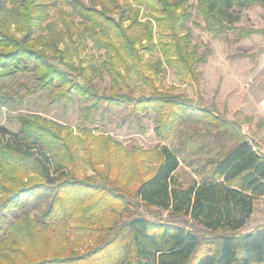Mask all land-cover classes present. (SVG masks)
<instances>
[{
  "label": "trees",
  "instance_id": "obj_1",
  "mask_svg": "<svg viewBox=\"0 0 264 264\" xmlns=\"http://www.w3.org/2000/svg\"><path fill=\"white\" fill-rule=\"evenodd\" d=\"M130 1L144 8L147 20L137 21L139 9L129 1L126 11L118 0H109L111 8L66 1L71 15L89 24L93 43L106 50L101 64L113 76L112 86L107 94H98L92 83L95 75H101L99 68L79 60L77 66L64 62L65 71L48 62L46 50L52 44L34 32L52 17L50 0H0V77L28 71L20 62L32 60L31 75L40 87L53 86L64 107L74 93L91 100L87 112L93 116L99 104L117 102L120 79L132 72L148 95L133 100L131 110L154 113L153 131L160 140L179 133L173 148L156 146L157 164L148 175L141 170V162H136L139 149L125 152L129 172L118 185L117 174L113 180L109 177L111 159L105 162L107 170H99L92 157L86 158L98 180L76 176L69 127L45 120L39 124L28 117L21 119L17 132L0 125V210L8 208L17 194L30 191L24 167L43 184L55 185L38 219L22 212L6 228L0 227V264H264V228L240 231L255 200L264 196V154L254 149L235 122L195 107L160 86L162 65L197 84L196 65L209 54L195 58L187 50L183 34L191 16L187 0ZM235 4L259 5L264 10V0H198V10L215 35L229 30L237 31L238 40L264 35L263 29L232 24L230 10ZM111 9L118 12V19ZM69 18L62 19L65 27L72 22ZM128 20L124 26L122 22ZM151 21L159 38L155 44ZM68 46L74 43L66 46L65 55ZM77 46L73 47L75 53ZM153 52L157 55L151 61ZM74 72L83 84L72 79ZM197 124L202 125L201 130L193 128ZM60 128L65 129L64 135ZM89 134L83 130L79 142L91 150ZM101 143L108 157L111 152ZM182 163L198 173L200 180L185 186L177 182L175 172ZM117 166L122 169L123 165ZM131 178L133 185L128 190ZM140 205L163 210L170 220L157 222L139 216L135 209ZM73 215L74 223L62 230L60 223ZM180 217L191 219L203 233L174 221ZM217 231L223 233L210 236Z\"/></svg>",
  "mask_w": 264,
  "mask_h": 264
},
{
  "label": "rangeland",
  "instance_id": "obj_2",
  "mask_svg": "<svg viewBox=\"0 0 264 264\" xmlns=\"http://www.w3.org/2000/svg\"><path fill=\"white\" fill-rule=\"evenodd\" d=\"M66 1L50 0L54 13L45 22V27L34 34H41L44 40L47 39L52 44V48H47L46 56L48 62L55 68L67 71L64 62H71L73 66H77L79 60L84 62L82 64L87 63L89 66L99 68L101 75H95L92 84L98 94H107L111 91L113 76L101 64L106 50L102 45L97 46L93 43L89 24L79 16L71 15V8ZM80 1L96 8H100L103 4L111 8L109 0ZM118 1L125 11L128 9L126 1L131 3V7L139 9L138 22L148 19L143 7L136 6L130 0ZM187 4L190 6L191 14L183 30L187 50L192 52L195 58H199L207 51L209 54L204 61L196 65L197 84L191 79L182 78L174 68L162 65L160 86L170 95L180 96L195 107L209 110L223 119L235 122L254 149L264 154V35L252 34L241 40L237 39V31L232 30L215 35L208 29L204 17L198 10V0H187ZM230 12L231 22L235 27L264 30V10L259 5L240 7L235 4ZM110 13L118 19L117 11L111 9ZM69 17L72 22L69 27H65L62 19ZM122 23L126 26L130 20ZM151 23L155 44L159 38L155 33L154 23L152 21ZM136 29L141 30L139 27ZM17 37L22 38L23 35L18 34ZM71 43H74V46L79 45L77 52H73L74 46H68L69 53L65 55L63 50ZM141 43L145 44V41ZM156 55L154 52L150 54L151 61ZM67 57L70 58L66 59ZM32 64V60L24 59L20 65L26 66L28 71H18L8 77H0V125L12 132H17L22 123L21 119L28 117L30 120L37 119L39 124L45 120L61 127H69L71 131L69 140L72 142L73 154L77 160L76 176L78 178L93 177L98 180L97 177L95 178L94 170L86 163L88 156L94 159L95 166L99 170H107L105 162L111 159V167L108 169L109 177L113 180L117 174L120 181L118 185H121L129 172L125 152L139 149L136 162H141V170H146L145 175H148L157 164L156 146L165 144L173 148L177 143L179 137L177 132L166 140L156 137L153 131L154 113L152 111L143 113L139 109L134 112L131 110L133 100L148 95V90L139 84L132 72L120 79L122 88L117 92L119 96L117 102L109 106L104 103L99 104L97 112L91 116L87 112L91 100H83L79 94L74 93L72 101L64 107L62 99L56 97L58 91L54 90L53 86L42 88L39 82L32 78L30 71ZM75 74V72L72 73V79L83 84V80ZM55 84H58L57 81ZM193 128L201 130L202 125L197 124ZM86 129L90 131L88 139L93 146L91 150L79 142L83 136V130ZM60 130L61 135H64L65 129L60 128ZM101 142H105L108 151L111 152L108 157L104 155L105 151ZM115 147L118 154H113ZM118 164L126 167L122 166V169H119ZM24 168V176L30 179L29 182L24 179V182L28 183L30 191L17 194L8 208L0 210V227L2 228H6L22 212H27L31 217L38 219L46 210L54 193L55 185L43 184L31 169ZM200 177L184 163L175 172L177 182L183 186L194 180L199 181ZM41 183V187L34 188ZM132 185L131 178L128 181V190ZM135 212L139 216L157 222L170 220L167 212L155 207L140 205L136 207ZM74 220L75 215L68 221L61 222L62 230H67ZM174 221L203 233L201 227L187 217H180ZM260 228H264V196L255 200L252 214L240 231L251 232ZM222 233L223 231H217L210 236L214 237ZM85 246H87L86 243L83 248Z\"/></svg>",
  "mask_w": 264,
  "mask_h": 264
},
{
  "label": "crops",
  "instance_id": "obj_3",
  "mask_svg": "<svg viewBox=\"0 0 264 264\" xmlns=\"http://www.w3.org/2000/svg\"><path fill=\"white\" fill-rule=\"evenodd\" d=\"M260 29H262V28H260ZM259 35H262V34H259Z\"/></svg>",
  "mask_w": 264,
  "mask_h": 264
}]
</instances>
